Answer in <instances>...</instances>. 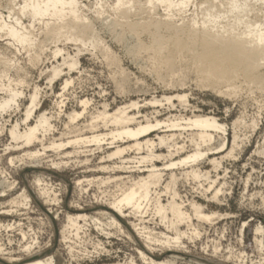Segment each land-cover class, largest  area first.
I'll return each mask as SVG.
<instances>
[{"label": "rangeland", "instance_id": "obj_1", "mask_svg": "<svg viewBox=\"0 0 264 264\" xmlns=\"http://www.w3.org/2000/svg\"><path fill=\"white\" fill-rule=\"evenodd\" d=\"M22 1L0 0V11L5 15L7 7L12 4H21ZM79 1L83 12L94 18L98 36L109 46L117 60L107 64L98 49L87 48L79 56L80 64L77 69L68 72L67 68L63 67L61 76L52 83H48L44 73L49 71L51 65L61 63L59 56L52 58L55 44L47 42L41 54L43 62L35 66L28 64L26 53L22 50L15 53V64L18 65L16 67L23 69L19 73L26 83L20 87L23 95L18 100L19 108H10L0 113V126L2 125V128L0 127V243L8 252L5 257H12V264H24L37 258L39 256L37 252L42 251V254L53 252L55 264H151L150 261L141 259L137 249L143 250V248L140 241L134 237L129 225L130 222L139 223L138 217L128 215L130 210H125L127 216L123 219L116 216L122 225L120 229L108 225V218L106 219L105 215L97 214L99 210H108V202L114 195L119 194L117 189L127 182V176L137 175V172H131L130 169L111 170V168L119 166L121 161L127 158L130 160H124L126 161L124 165L136 166L138 163L135 158L141 154L129 151L122 156L109 159L106 155L115 150V144L120 143L108 145L109 138L107 141L102 140L98 145L95 143L69 144L61 149L48 147L43 151L38 142L26 146L22 145L21 141H13L9 136L11 126L19 124V130L22 132L26 127L34 125L35 117L45 111L51 117L53 131L52 134L45 136L44 146L49 145L52 140L56 144L65 143L77 133L90 137L91 133L87 129L82 128V131L75 132L71 126L80 128L86 122H90L97 111L103 110L104 105L107 106L106 111L112 113L121 106L128 107L131 102H137L138 106L133 107L134 109L132 107L126 109L136 120L142 117L141 121L145 116L154 123L155 119L164 121L178 119L181 116L190 117L192 114H206L215 117L226 129L225 133L220 131L215 132L216 135L213 133L211 146H209L210 143L207 145L213 149V151L207 150L208 153L209 151L213 153L216 151L215 148H218L215 145L220 146V140L226 137V146L219 155H205L203 159L200 158L197 163H194L196 168L208 172V180L204 177L186 180L178 175L180 178L173 186L175 188H171L179 195L176 201L179 202L181 199L180 202H184L183 206L186 210L189 209L187 212L190 211V215L192 211L189 203L192 201L202 206L204 213L212 215L211 220L200 221L199 224L195 217H191L193 227L199 231L198 236L195 237L190 235L191 232L185 224H180V230L187 231L181 238L180 247L187 251L186 254L163 252L160 245L153 244L154 249L151 253H147V256L157 262L166 261L170 256L169 253L186 255L188 258L191 257L189 259L193 256L195 260L201 258L214 264H264V246L261 249V246L253 242L256 235L257 238L261 237L264 245V153H262L264 150V94L257 90H242L235 97H226L208 88L199 87L192 74L187 75L189 77L185 79L182 86H165L149 72V64L146 60L142 58L135 60L125 51L126 47L132 45L130 36H127L126 44L115 41L111 30L106 25L108 20L113 18L111 12L105 9L98 17L94 12L95 8H98L99 0ZM107 2V4L110 3V1ZM188 9L183 15L190 17L194 7L190 6ZM158 12L163 14L162 8H159ZM24 22L27 21L24 20ZM128 38L131 40L129 41ZM4 41L6 42L3 38L0 39V51L9 53L12 49L7 47ZM57 45L64 47L71 55L75 52V46L71 42L60 41ZM14 69L11 68L13 78ZM120 70L128 76L122 91L115 85ZM69 77L72 82L63 91V81ZM35 86L40 89L39 103L32 117L23 123L25 108L29 105L28 95ZM59 93L62 96H59ZM174 94H186L187 105L181 106L175 98L170 104L165 101L159 105L148 104L152 98L160 99ZM0 96H2L1 92ZM80 100L88 101L87 109L76 121L70 123L66 115L73 111H81ZM253 122H255L254 126H252ZM234 123L235 127H232ZM99 126L98 133L107 132L103 128L100 129L101 124ZM69 129H72V133ZM190 132L189 129H171L170 131L169 128L162 126L159 129H152L147 135L157 142L159 135L175 133L173 141L170 139L166 145H156L157 148L155 146L154 150L157 154L167 153L165 155H168L169 150L174 149V144L179 143V146L185 144L182 152L184 156L193 148L189 143ZM234 133L238 139L236 148L231 154L233 157L225 156L231 148ZM207 146H203L204 151L208 148ZM28 151H38V153L28 156ZM216 157L220 164L213 170V165L208 159ZM170 158L177 160L178 155L174 154ZM170 158H160L161 160L157 159L154 163L163 168V164H168ZM132 159H134L133 162ZM100 166H108V169L103 170ZM144 166L145 164H141L142 168H145ZM172 170L179 172L176 168ZM168 171L171 170L163 171L165 174L163 179L167 178ZM115 177L117 178L112 179ZM36 179H40L39 186L35 184ZM164 183L153 188L152 191L163 192ZM219 188L222 191H219L217 199L214 198L212 201L213 193ZM23 189L29 197L28 201L20 196ZM39 189L42 194L38 192ZM164 193L159 194L162 195V204L166 205L170 195H168L169 192ZM78 207L82 210H76ZM79 213L93 216L95 221L80 219L77 230L70 227L64 229L66 217ZM142 218L144 219L142 224L152 229V232H156L155 234L161 235L162 232V235L173 236V232L164 228L160 217L154 215L151 208ZM257 226L262 227V232L253 234ZM124 232H128L132 237H127ZM215 243L217 247L213 245ZM28 245H31L29 251L26 250ZM188 258L171 262L195 264L188 263ZM0 264L6 263L0 261Z\"/></svg>", "mask_w": 264, "mask_h": 264}, {"label": "bare ground", "instance_id": "obj_2", "mask_svg": "<svg viewBox=\"0 0 264 264\" xmlns=\"http://www.w3.org/2000/svg\"><path fill=\"white\" fill-rule=\"evenodd\" d=\"M107 1H110V3L107 4ZM80 4L79 0H23L21 4H12L7 7L5 15L0 11V39L6 40V42L4 41L5 45L12 49L10 52L8 51L9 53H7L5 47L6 53L0 51V92L2 94L0 96V113L20 106L18 100L23 95V90L20 87L24 86L26 81L19 73L23 69L16 67L15 53L21 50L26 53L28 64L35 66L39 62H43L41 61V54L47 42L55 44L52 58L59 56L61 63L51 65L49 71H44L48 83H52L61 76L63 67L67 68L68 72L77 69L80 64L79 56L87 48L91 50L98 49L99 54L107 64L117 60L109 46L98 36L94 18L84 13L81 8L82 4ZM97 4L98 8H95L94 11L97 17L103 14L105 9H108L113 15V18H110L106 25L111 30L115 41L125 43L127 36H130L132 45L126 47L125 51L135 60L139 58L146 60L149 64V72L165 86H182L186 81L185 79L192 74L199 87L208 88L226 97H235L242 90H257L264 94V0H99ZM190 6L194 7L193 13L190 17L184 16L183 14H186ZM159 8H162L163 14L158 12ZM24 20L27 22H24ZM60 41L74 44L75 52L73 55L67 52L64 47L57 45ZM11 68H15L14 78L11 75ZM187 75L189 76L187 77ZM127 79V74L120 70L115 81L116 88L121 91L124 90ZM71 82L70 77L64 79L63 88L61 87L63 91ZM39 90L35 86L32 92L29 95L27 94L29 105L25 108L23 123L32 117L35 108L38 106ZM59 96L62 95L59 93ZM173 98L177 99L181 106L187 102L186 94H174L163 96L160 99L152 98L148 101V104L159 105L163 101L170 104ZM79 103L81 105L80 112L73 111L66 115L70 123L76 121L87 109V100H80ZM137 104V102H131L130 105L128 103V107H125L126 105L121 106L112 113H108L106 111L107 106L104 105L102 111H97L90 122H86L80 127L81 130L76 126H71L75 132L82 131V128L83 130L87 129L91 133L90 137L77 133L65 143L56 144L52 140L49 145L44 146L45 136L52 134L53 131L51 117L45 111H40L41 113L35 117L34 125L26 127L22 132L19 130V124L16 123L11 126L9 136L13 141H21L22 145L26 146L38 142L43 151L48 147L61 149L66 145L69 146V144L95 143L98 145L102 140L107 141L109 138L108 145L120 142L115 144V150L106 155L109 159L110 157L122 156L129 151L141 154L135 158L138 163L136 166L124 165L126 163L124 160H130L128 158L122 160L119 166H112L113 169L111 168V170L116 168L130 169L131 172H137V175L135 177L132 175L127 176V182L124 183V181V185L119 187L120 190L117 189L119 194L114 195L108 202V210H99L97 214L105 215L106 219L108 218V225L121 229L122 225L116 216L123 219L127 216L125 210H130L128 215L138 217L139 223L130 222L129 225L134 237L140 241L143 248V250L137 249L141 259L148 260L151 264H173L172 262L176 259L185 260L188 257L168 253L170 256L166 261L157 262L147 256V253H151L154 249L152 245H160L163 252L186 254L187 251L180 249V247L182 244L181 238L187 231H181L180 224H185V227L187 226V229L191 232L190 235L195 237L198 236L199 231L193 227L191 217H195L200 224V221H210L212 215L204 213L202 206L192 201L189 204L193 215H190V211L187 212L189 209L186 210L183 206L184 202H180L181 199L179 202L176 201L177 191L171 188L178 182V178H180L178 175L186 180H197L201 177L208 180V172L196 168L194 163H197L205 155H219L226 146V137L220 140V146L219 144L218 146L215 145L218 148H215L216 151L213 153L210 151L208 153L207 150L213 151V149H210L207 145L213 139V133L215 134L217 131L225 133L226 129L223 123L220 124L215 117L206 114H192L190 117L181 116L178 119H166L164 121L155 119L154 123L145 116L143 117L144 121H140L142 117L136 120L134 116L129 115L126 109L137 107ZM238 122L240 123V121ZM99 124H101L100 129L107 130L106 133H98ZM254 124L255 122L252 126ZM162 126L169 128L170 131L171 129H189L191 131L188 134L189 143L193 147L191 151L183 156L182 152L185 144L179 146L178 143L177 146L172 142L175 147L171 151L168 149V155H165L167 153L164 155L157 154L154 150L155 146L166 145L170 139L173 141L172 138L176 135L175 133L159 135L158 137L155 135L157 142L154 141V138L148 137L149 131L159 129ZM0 127L2 128V125ZM232 127H235V123ZM72 129H69L70 133H72ZM232 139L231 148L226 152V155L224 153L225 156L231 157L232 151L236 148L238 138L235 133ZM203 146L208 147L205 149L206 152ZM209 146H211V143ZM37 153L38 151H28L27 155L34 156ZM262 153H264V150ZM174 154L178 155L177 160L170 158ZM165 157L170 158L168 164L164 163L163 168L155 165L154 162L157 159H165ZM133 160L131 161L133 162ZM208 161L213 165V170H215L214 168L217 169L220 164L217 157L211 158V160L208 159ZM141 164H145V168H142ZM100 168L104 170L105 168L108 169V166H100ZM174 168L179 169V172H174L172 170ZM132 169L134 170L132 171ZM165 170L171 171H168L167 178L163 179L165 175L163 171ZM39 182L40 179H36L35 184L39 186ZM163 183L162 188L164 191L161 192H169V194H166L170 195L166 205L161 202L162 195L160 194L162 193L152 191L153 188ZM219 191L222 190L217 189L211 200L218 196ZM38 192L41 193V189ZM152 195L154 196L152 197ZM20 196L25 201L29 199L25 189L22 190ZM150 208L154 215L160 217L164 228L166 227L173 232V236L162 235V232L161 235H157L156 232H152V229L150 230L142 224V220H144L142 217ZM76 210H82V208L78 207ZM80 219L95 221L93 216L86 214L68 215L64 229L70 227L77 230ZM255 228L253 234L262 232L261 226ZM124 233L127 234V237H132L128 232ZM253 239V242L261 246L262 249L264 245L261 237L257 238L255 235ZM2 245L0 243V261L10 264L13 261L12 257H5L8 252ZM213 245L217 247L216 243ZM30 246L26 247L27 251L31 248ZM182 246L184 247V245ZM41 252H37V255L39 253L37 258L24 264H55L53 252L43 254ZM189 258L188 261L186 260L188 263L214 264L201 258L195 260L193 256L192 259ZM207 259L214 261L210 258Z\"/></svg>", "mask_w": 264, "mask_h": 264}]
</instances>
